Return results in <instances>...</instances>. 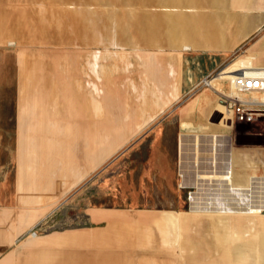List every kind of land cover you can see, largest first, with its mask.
Masks as SVG:
<instances>
[{"label": "rangeland", "instance_id": "374dc122", "mask_svg": "<svg viewBox=\"0 0 264 264\" xmlns=\"http://www.w3.org/2000/svg\"><path fill=\"white\" fill-rule=\"evenodd\" d=\"M181 3L187 4L169 5L173 11L158 0H0V205L15 202L17 180L20 203L43 198L39 175L48 177L52 166L72 157L74 167L67 168L61 185L75 183L72 191L87 186L81 199L86 203L167 213L163 221L171 219L170 224L142 226L150 264H261L254 259L256 245L232 252L235 244L258 238L264 227V115L233 121L214 94L208 119L247 152L231 155L229 180L217 170L204 174L211 192L199 193L195 209L190 188L178 186L176 116L182 105L200 97L181 92L184 56L218 52L223 62L215 73L234 69L239 59L252 63L259 42L263 48L264 22L239 42L233 20L220 24L212 3L187 11L177 7ZM226 3L241 13L264 14L261 1ZM174 13L191 14L182 27L186 40L178 34L182 28L169 32ZM204 13L210 18L199 20ZM201 156L198 147L196 160ZM246 206L261 211L244 212ZM226 220L228 236L221 229Z\"/></svg>", "mask_w": 264, "mask_h": 264}, {"label": "crops", "instance_id": "0c3cea01", "mask_svg": "<svg viewBox=\"0 0 264 264\" xmlns=\"http://www.w3.org/2000/svg\"><path fill=\"white\" fill-rule=\"evenodd\" d=\"M158 1L162 6L170 8L168 10H176L170 6L177 0ZM185 1L187 4L181 3L177 6L184 11L190 10L191 7L208 8L209 3H212L216 8V11H212V16L219 15V20L222 19L220 24L226 26L228 19L233 20L236 27L234 32L237 33L235 41L241 42L264 22V14L235 11L226 5V0ZM258 1L264 2L255 0L257 3ZM174 14L176 16L169 15L168 22L173 30L186 25L185 22L177 25L174 20L176 17L186 15L187 19L191 16L187 13ZM198 16L199 20L204 17L210 18V13ZM178 31L179 36H183L182 40H186L188 35L183 28ZM262 45L263 48L259 42L258 52L254 54L256 59L260 57V62L264 61V43ZM183 48L192 46L185 44ZM222 62V56L218 52H192L184 56L182 62L181 92L192 96L198 94L200 97L189 99L188 103L177 110L176 122L179 131L176 171L178 186L181 188H188L189 184H196L197 181L204 182V174H211L215 170L227 172L233 166L231 155L247 152L246 149L236 148L231 134L220 133L222 126L216 124L218 128H214L215 122L208 119L215 109L213 103L216 100L214 95L217 93L216 90L196 87L203 76L214 71ZM251 65V59H239L235 68L241 69L243 66ZM183 121H190L191 125L184 126ZM214 131L219 134V139L216 138ZM197 134L201 137L198 138ZM198 147L202 156L196 160ZM71 160L72 157L68 164L52 166L47 173L48 177L46 174L39 175L38 187L46 194L43 198H35L33 204L31 201L30 204L18 201L21 190L18 180L15 179V202L0 205V264H150V251L141 245L142 226L158 223L159 220L163 222L161 225L170 224L171 219L163 221L167 213L158 215L157 211L147 208L86 203L81 199L84 198L82 193H86L87 186L80 185L72 191L75 183L67 189L61 185L69 172L67 168L74 167L70 163ZM180 173H184V176L182 177ZM199 173L202 174L201 177L198 176ZM60 176L63 179L59 181V185H55L54 180ZM25 210L29 214H25L23 212ZM67 220L75 221V225H67ZM32 228H37L36 234H29Z\"/></svg>", "mask_w": 264, "mask_h": 264}, {"label": "built area", "instance_id": "2783aa9c", "mask_svg": "<svg viewBox=\"0 0 264 264\" xmlns=\"http://www.w3.org/2000/svg\"><path fill=\"white\" fill-rule=\"evenodd\" d=\"M224 69V68H223ZM217 73H211L202 77L196 85L197 88L208 87L216 90L220 102L226 106L224 114L233 121L247 122L253 121L257 117L264 115V64L251 65L240 69L232 78H224V88L220 89L213 83ZM232 167L228 170L231 173ZM183 177L184 173H180ZM229 180V178H226ZM205 182L189 184V199L191 206L201 202L199 193L211 192L210 187L205 186ZM195 188V189H193ZM224 203V202H223ZM222 203V204H223ZM220 205V204H219ZM37 228L29 230V234H36Z\"/></svg>", "mask_w": 264, "mask_h": 264}, {"label": "bare ground", "instance_id": "6f19581e", "mask_svg": "<svg viewBox=\"0 0 264 264\" xmlns=\"http://www.w3.org/2000/svg\"><path fill=\"white\" fill-rule=\"evenodd\" d=\"M218 2V1H217ZM72 3V2H71ZM192 8V7H191ZM83 10V9H82ZM88 10V9H87ZM80 11V10H79ZM82 13V12H81ZM91 14V13H90ZM44 15H46V14H44ZM89 15V14H88ZM90 16V15H89ZM45 17V16H44ZM85 18V17H84ZM112 18V17H111ZM43 19V18H42ZM45 19V18H44ZM43 19V20H44ZM95 19V18H94ZM86 21H87V19H85ZM176 22V24L177 25H180L181 23H186V21L185 20H187L186 19V15H180V16H178V17H176V19H174ZM201 20V19H200ZM41 21V20H40ZM47 21H49V20H47ZM115 21V20H114ZM37 22V21H36ZM42 22V21H41ZM44 22V21H43ZM50 23V22H49ZM55 23V22H54ZM112 24H114V23H112ZM97 25V24H96ZM99 25V24H98ZM40 26V25H39ZM65 28V27H64ZM97 28V27H96ZM116 28V27H115ZM93 29V28H92ZM106 29V28H105ZM72 30V29H71ZM95 30V29H94ZM108 30V29H107ZM172 30H173V28H170V31L169 32H172ZM176 31L177 30H175V33H176ZM115 33V32H114ZM173 33V32H172ZM171 35V34H170ZM187 35V34H186ZM85 36V35H84ZM108 36V35H107ZM109 37V36H108ZM183 37V36H182ZM116 38V40H118V36L116 35V37L115 36H112V40L113 39H115ZM175 38V37H174ZM122 43V42H121ZM112 44V43H111ZM113 44H114V42H113ZM254 59H256V56L255 57H253V61H252V65H255L254 63H255V61H254ZM96 62V61H95ZM94 62V64H95V66L94 67H99L98 66V64L97 63H95ZM262 64H264V63H262ZM257 65H259V64H257ZM94 67H92V68H94ZM242 68H244V66L243 67H241V69ZM97 69V68H96ZM95 69V70H96ZM97 70H99V69H97ZM97 70H96V72H97ZM240 69L239 68H234V69H232V70H229V71H222V72H220L219 74H218V76H215L214 77V79H213V83L215 84V86L217 87V88H220L221 87V89H223V87H224V85H223V81H222V79H224V78H227V77H233L234 76V74L236 73V72H238ZM100 71V70H99ZM95 72V71H94ZM98 74H100L99 72H98ZM97 74V75H98ZM91 91V90H90ZM93 94V93H92ZM93 96V95H92ZM94 97V96H93ZM74 172H78V174H80V172L79 171H74ZM73 173V172H72ZM223 178H231V176H230V172H225L224 174H223ZM193 209H195V208H198V206L197 205H194L193 207H192ZM244 210V209H243ZM261 210L259 209V208H257V207H253V206H248L247 207V210H245L244 212H249V213H252V212H260ZM230 222V221H229ZM227 220L226 221H223L222 222V230L225 232V234H226V236H228V235H230V233H231V231H230V223H229ZM254 222V221H253ZM248 225V224H247ZM251 225H253V223H251ZM250 225V226H251ZM255 226H252V228L251 227H246L245 228V230H244V233H242V235L243 236H247V235H249V233L253 230V229H255L256 227H257V225L256 224H254ZM240 232V231H239ZM259 235H258V238H255V239H252V240H250V241H246L245 243H243V241H242V243H237V244H235V246H233V252L232 253H234V254H242L243 252H244V249L245 248H248V247H251L252 245H256L258 248H259V252H258V254L256 253V255H254V259H257V260H260L261 261V264H264V227H260L259 228ZM240 233H238V235H239ZM237 235V234H236ZM241 235V236H242ZM255 237V236H254ZM257 237V236H256ZM246 240H248V239H246ZM254 247V246H253ZM256 249L257 248H255V251H256ZM249 253V252H248ZM247 255V254H246ZM247 256H249V255H247ZM250 258L252 257V256H249ZM243 258V257H242ZM251 263V262H250Z\"/></svg>", "mask_w": 264, "mask_h": 264}]
</instances>
